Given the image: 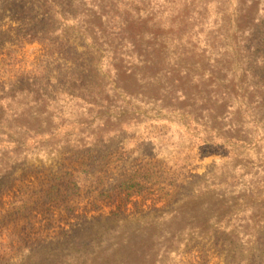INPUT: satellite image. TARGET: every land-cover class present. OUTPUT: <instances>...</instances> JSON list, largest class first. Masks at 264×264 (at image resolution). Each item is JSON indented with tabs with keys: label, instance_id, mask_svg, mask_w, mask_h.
I'll return each mask as SVG.
<instances>
[{
	"label": "rangeland",
	"instance_id": "374dc122",
	"mask_svg": "<svg viewBox=\"0 0 264 264\" xmlns=\"http://www.w3.org/2000/svg\"><path fill=\"white\" fill-rule=\"evenodd\" d=\"M56 4L0 0V264H264V0H106L191 96L123 76L95 109L69 77L105 53Z\"/></svg>",
	"mask_w": 264,
	"mask_h": 264
},
{
	"label": "trees",
	"instance_id": "16d2710c",
	"mask_svg": "<svg viewBox=\"0 0 264 264\" xmlns=\"http://www.w3.org/2000/svg\"><path fill=\"white\" fill-rule=\"evenodd\" d=\"M197 0H188L189 6H194ZM60 3V0L54 2V0H49V3L53 8L58 9L59 7L56 3ZM71 2L76 6H81L85 9V13L81 16L80 14H75L71 16L70 23L73 25H81L82 32L85 34L86 40L90 45L95 48H101L105 53V61H107L108 73L106 77H99V86L93 82L85 81L89 80L91 72L85 69L84 73H80L75 70L72 72L71 77H69L71 88L68 90L71 94V98L76 99L77 96L82 97L84 93V99L88 101L90 109H95L98 107L96 100H100L110 94V91H114L113 88L123 91L129 98L133 97V91L125 88L121 79L125 76L128 79H133L134 83L139 80L146 81L149 83L148 94L151 97L160 98L163 95L170 96L174 101L187 100L191 94H187L182 90L181 86L183 80H191V72L186 67H181L177 62V57L181 54H173L166 60V66L163 70L157 71L159 64V53L165 52L163 43H159L153 34L138 33L132 36V38H127L128 27H125L124 22H115V20H110L107 16V6H105L106 0H91L88 6H86V0H71ZM86 7V8H85ZM195 9L192 14H194ZM60 13V12H57ZM198 16L201 15L200 12H196ZM139 20V19H138ZM250 38L253 35H250ZM251 39L248 38V42ZM158 42V43H157ZM124 44L129 47L130 53L135 57V62L126 63L125 58L130 60L127 55L118 54L114 51V45ZM250 46L246 47L245 50L248 52ZM163 61V60H162ZM126 63L128 68L123 64ZM157 67V68H156ZM136 68L145 70L148 78H139V73ZM110 80V81H109ZM91 81V80H90ZM163 84L164 89L160 91L157 86ZM168 84V86H166ZM256 89H264V83L261 78L259 82L255 83L253 86ZM169 88V90H168ZM83 91V92H81ZM115 92V91H114ZM44 97V96H43ZM179 110V109H178ZM21 116L15 115V119H20Z\"/></svg>",
	"mask_w": 264,
	"mask_h": 264
}]
</instances>
